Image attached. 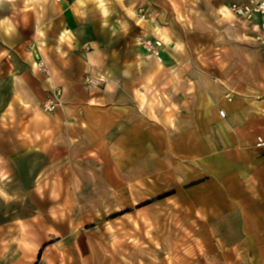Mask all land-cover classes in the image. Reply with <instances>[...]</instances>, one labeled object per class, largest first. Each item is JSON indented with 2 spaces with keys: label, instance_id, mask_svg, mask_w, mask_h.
Returning <instances> with one entry per match:
<instances>
[{
  "label": "crops",
  "instance_id": "obj_1",
  "mask_svg": "<svg viewBox=\"0 0 264 264\" xmlns=\"http://www.w3.org/2000/svg\"><path fill=\"white\" fill-rule=\"evenodd\" d=\"M113 3L59 0L29 8L34 19L21 15L5 22L2 37L17 50L0 57V95L11 108L0 119L11 129L0 135V175L15 173L17 180L16 172L29 171L27 185L34 188L28 198L36 208L21 218L32 243L26 249L38 251L44 236L74 232V212L90 209L91 203L113 197L117 203H137L165 194V204L179 206L182 232L199 237L187 264H264V150L256 147L257 138H264V84L184 87L183 44L178 48L153 17L141 32L158 39L153 32L160 28L168 35L165 61L135 50L129 22H111ZM136 7L118 11L137 13ZM207 18L197 9L186 15L196 32L206 31L202 19ZM225 20L212 15L208 30ZM249 24L264 29V16ZM23 44L28 50H21ZM170 47L175 53H168ZM38 61L46 63L50 79L35 67ZM176 77H181L177 85ZM56 89L61 105L44 113L42 104ZM46 146L56 150L54 163L39 161ZM34 155L35 161L23 164ZM50 170L70 179L53 177L51 202L68 204L73 212L44 213L40 206L45 199L39 180ZM9 181L6 190L19 194ZM10 219L5 216L3 223ZM63 224L72 231L64 232Z\"/></svg>",
  "mask_w": 264,
  "mask_h": 264
},
{
  "label": "rangeland",
  "instance_id": "obj_2",
  "mask_svg": "<svg viewBox=\"0 0 264 264\" xmlns=\"http://www.w3.org/2000/svg\"><path fill=\"white\" fill-rule=\"evenodd\" d=\"M54 1L59 3V0H0V54H2L0 57L4 58L17 50L2 37L5 22L8 19L21 18V15L28 20L34 19L29 8H34L36 5L52 4ZM113 1V5L116 4V7H112L109 17L115 21L111 22L119 26L124 24L123 20L129 22L128 36L131 35L135 38V50L138 48L139 51V48H143L142 38L154 39L151 35L143 36L142 33L146 34L147 32H141L146 28L145 24L149 23L148 21L153 17L159 18L160 24L158 25L167 28L172 41L178 42V48L183 44L181 51H184L185 56L184 87L189 84L192 88H241L256 87L255 83L264 84V45L255 39L258 34L264 35V29L261 27L254 30L253 24L226 15L225 10L232 0ZM134 4L137 6V13L118 11L122 7L125 9L126 6L131 7ZM195 9L208 15L207 19H202V27L205 25L203 27L206 29L205 32L194 31L186 19V15ZM92 15L94 17L98 13L93 12ZM133 15L135 16L133 17ZM212 15L218 16L220 20L226 19L223 22L224 26L208 30V23L211 22ZM13 34V39L14 36L18 37L16 32ZM153 34L157 35L166 47L165 45L169 41L168 35L160 28H157ZM25 35L27 36V34ZM17 37L15 38L17 39ZM17 43L21 44L18 40ZM20 48L23 51L28 50L29 45L23 44ZM178 48H176L177 52ZM171 49L172 47L168 48V53H175ZM164 61L165 58L162 62ZM47 78L50 79V77ZM180 78L176 77L174 84H179ZM196 90L190 93L189 101L197 96L195 95ZM5 102L4 96L0 95V119L6 115L8 110L11 111V108L8 109L9 107L5 106ZM44 103L42 104L44 113H52L59 107L52 111H45ZM6 121L0 125V135L5 133L3 130L10 129L6 125ZM15 129V127L12 128L13 131ZM54 153L56 150L54 152L52 147L46 146L44 156H39V161L44 164L54 163ZM57 158L55 161L59 160ZM60 158L68 163L69 158L66 155ZM36 159L35 155L31 156L23 164L27 165ZM25 169L27 168L16 172L17 178L20 177L17 180L15 173L13 178L0 175V193H2L0 195V219L2 220L0 223V264H187L194 259L197 246L194 244L197 243L199 237L186 236L184 231L182 232L181 228L184 225L179 218V206L173 203L165 204V194L143 197L142 201L137 203H134V200L117 203L116 197L100 205L91 203L90 209L82 207L80 208L82 210L77 209L76 213L74 212V216L77 218L72 221L75 225L74 232L68 235L44 236L45 242L38 251L27 250L25 245L32 243L24 233L25 222L21 218L34 214L36 204L31 203V199L28 198V192L34 187L27 185L29 171ZM58 175L66 176V183L70 180L68 173L51 170L46 171L39 180L42 181L39 192L45 199V202L40 204L42 208L46 209L44 213L52 211L54 208L66 209L67 213L73 212L68 208V204L57 203L59 205H54L51 202L53 177ZM5 181L12 183L14 191L17 190L19 194H10L6 190ZM19 184H23L24 187L19 189ZM60 199L62 200V198ZM60 199L57 200L60 201ZM172 212L175 215H172ZM5 216L12 218L11 221L8 220L10 223L7 225L3 223ZM45 217L47 219L49 216L45 215ZM63 225L64 232L72 231L70 225ZM21 247H25L24 250Z\"/></svg>",
  "mask_w": 264,
  "mask_h": 264
},
{
  "label": "built area",
  "instance_id": "obj_3",
  "mask_svg": "<svg viewBox=\"0 0 264 264\" xmlns=\"http://www.w3.org/2000/svg\"><path fill=\"white\" fill-rule=\"evenodd\" d=\"M230 10L233 14L244 18L246 23H251L257 16H264V0H232L229 5ZM255 39L261 42L264 45V35H256ZM143 47L147 54L150 56H154L156 60L163 61V48L164 44L161 39H153V38H142ZM38 70L44 73H48V69L46 64L43 61H39ZM226 97L230 99V94H227ZM61 105V91L56 89L55 94L51 97H48L47 101L44 103L45 111H52L56 107ZM224 113V115H221ZM220 115L225 117L227 115L224 109L220 110ZM256 147L264 150V138L258 137L256 140Z\"/></svg>",
  "mask_w": 264,
  "mask_h": 264
},
{
  "label": "bare ground",
  "instance_id": "obj_4",
  "mask_svg": "<svg viewBox=\"0 0 264 264\" xmlns=\"http://www.w3.org/2000/svg\"><path fill=\"white\" fill-rule=\"evenodd\" d=\"M225 14H226V15H230V16L236 18V19L239 20V21H244V22H245L244 18L239 17V16L233 14V13L231 12L229 6H228V8H226V10H225ZM143 50H144V47H143ZM144 52H145V50H144ZM148 55H150V54H148ZM152 56H153V55H152ZM45 64H46V63H45ZM46 66H47V65H46ZM158 66H159V65H158ZM35 67L38 69V67H39V61L35 64ZM47 69H48L47 76L50 77L51 74H50V70H49L48 66H47ZM43 109H44V108H43Z\"/></svg>",
  "mask_w": 264,
  "mask_h": 264
},
{
  "label": "snow or ice",
  "instance_id": "obj_5",
  "mask_svg": "<svg viewBox=\"0 0 264 264\" xmlns=\"http://www.w3.org/2000/svg\"><path fill=\"white\" fill-rule=\"evenodd\" d=\"M0 55H2V54H0ZM221 115H224V113H221ZM0 195H2V193H0Z\"/></svg>",
  "mask_w": 264,
  "mask_h": 264
}]
</instances>
